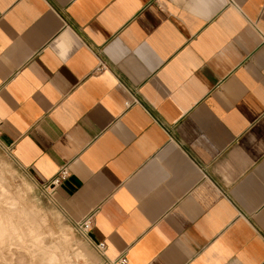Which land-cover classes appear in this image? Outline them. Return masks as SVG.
Here are the masks:
<instances>
[{
    "label": "crops",
    "instance_id": "0c3cea01",
    "mask_svg": "<svg viewBox=\"0 0 264 264\" xmlns=\"http://www.w3.org/2000/svg\"><path fill=\"white\" fill-rule=\"evenodd\" d=\"M0 138L98 264H264V0H0Z\"/></svg>",
    "mask_w": 264,
    "mask_h": 264
},
{
    "label": "rangeland",
    "instance_id": "374dc122",
    "mask_svg": "<svg viewBox=\"0 0 264 264\" xmlns=\"http://www.w3.org/2000/svg\"><path fill=\"white\" fill-rule=\"evenodd\" d=\"M0 216V227L5 228L0 234V264H98L100 260V250L69 213L65 200L19 164L1 138ZM17 253L26 257L21 260Z\"/></svg>",
    "mask_w": 264,
    "mask_h": 264
},
{
    "label": "built area",
    "instance_id": "2783aa9c",
    "mask_svg": "<svg viewBox=\"0 0 264 264\" xmlns=\"http://www.w3.org/2000/svg\"><path fill=\"white\" fill-rule=\"evenodd\" d=\"M70 175V171L67 167L63 168L60 173L52 180L50 186H52L54 189L60 185V183L66 179ZM93 225V220L92 217H88L82 222H80V227L84 231H88L91 229ZM105 243H100L99 248H104ZM127 263V258L124 255H121L115 259L110 260V264H126Z\"/></svg>",
    "mask_w": 264,
    "mask_h": 264
},
{
    "label": "bare ground",
    "instance_id": "6f19581e",
    "mask_svg": "<svg viewBox=\"0 0 264 264\" xmlns=\"http://www.w3.org/2000/svg\"><path fill=\"white\" fill-rule=\"evenodd\" d=\"M2 216V215H1ZM0 216V217H1ZM11 216V215H10ZM6 217H8V216H6ZM2 219V218H1ZM0 219V220H1ZM7 219V218H6ZM22 219V218H21ZM5 220V219H4ZM28 221V220H27ZM5 222V221H4ZM36 222V221H35ZM3 223V222H2ZM3 224H5V223H3ZM13 224V223H12ZM15 224V223H14ZM33 225V224H32ZM34 225H35V223H34ZM12 227H13V225H12ZM15 229H16V227H14ZM24 229V228H23ZM4 230H5V228L4 227H0V234H2V233H4ZM7 236V235H6ZM1 238V237H0ZM8 239V238H7ZM12 240H14L13 238H12ZM3 241V240H2ZM1 243V242H0ZM9 243V242H8ZM21 245V244H20ZM6 246V245H5ZM11 246V245H10ZM12 247V246H11ZM19 247V246H18ZM5 248V247H4ZM19 248H22L21 246L19 247ZM24 248V247H23ZM10 249V248H9ZM8 249V250H9ZM15 249H17L16 247H15ZM19 250H21V249H19ZM25 250V249H24ZM27 250V249H26ZM17 251H18V249H17ZM22 251V250H21ZM27 252V251H26ZM29 252V251H28ZM10 253H12V252H10ZM16 253V252H15ZM15 253H12V254H15ZM18 253H20V251L18 252ZM17 253V255H20V259L21 260H23L24 259V257H26V256H24V255H22V254H18ZM31 262V261H30Z\"/></svg>",
    "mask_w": 264,
    "mask_h": 264
}]
</instances>
